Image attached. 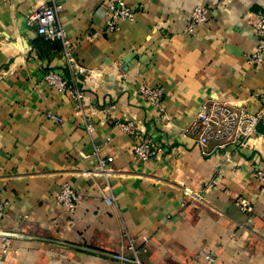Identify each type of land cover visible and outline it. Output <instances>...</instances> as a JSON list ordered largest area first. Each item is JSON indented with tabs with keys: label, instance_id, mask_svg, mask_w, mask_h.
<instances>
[{
	"label": "crops",
	"instance_id": "1",
	"mask_svg": "<svg viewBox=\"0 0 264 264\" xmlns=\"http://www.w3.org/2000/svg\"><path fill=\"white\" fill-rule=\"evenodd\" d=\"M48 1L0 0V264H135L114 255L203 264L208 252L216 264H264V185L250 174L264 165V113L245 146L212 144L204 154L197 137L184 134L207 100L263 109L264 65L246 56L264 0H124L136 17L115 29V0H61L60 21L86 73L30 21ZM197 4L210 20L188 33ZM51 70L83 98L49 85ZM143 83L163 88L165 114L140 97ZM129 121L137 135L118 126ZM144 137L165 149L134 157ZM106 157L114 159L104 171ZM65 184L81 196L74 213L56 200ZM3 233L11 237L7 253Z\"/></svg>",
	"mask_w": 264,
	"mask_h": 264
},
{
	"label": "built area",
	"instance_id": "2",
	"mask_svg": "<svg viewBox=\"0 0 264 264\" xmlns=\"http://www.w3.org/2000/svg\"><path fill=\"white\" fill-rule=\"evenodd\" d=\"M110 4L112 19L108 21L110 28L115 29L117 20H134L136 12L124 0H115ZM63 10L61 0H49L38 10L34 11L30 16V21L37 24L38 33L51 41H60L63 48L64 57L68 64L81 73H86V67L79 66L73 53V43L70 35L65 30L60 21V13ZM210 20L209 9L203 4H197L192 9L189 21L186 27L188 33H193L199 25L208 23ZM253 29L257 38L254 50L246 56L247 62L251 66L264 65V12L255 15ZM45 81L60 92H69L71 96L78 102L83 98V93L73 87L63 75L56 71H48L45 75ZM138 94L143 100L149 102L160 114H165V93L161 86L143 83L139 86ZM260 99L263 103V109L258 113H251L242 105H235L223 100H207L184 131L195 135L202 148L204 154L208 153V147L212 144L216 148H224L227 145L245 146L249 140L257 132L261 115L264 113V88L260 92ZM48 116L57 121H61V117L54 113ZM120 128L131 134L137 135L139 127L132 121L127 123H118ZM88 129L92 131L94 126L88 125ZM165 148L151 137L141 138L134 146V157L148 160L151 157L158 156ZM113 157L99 158L100 167L106 171L109 162L113 161ZM250 174L253 178L259 180L264 185V165L255 166ZM188 194H192L189 189L184 190ZM115 197H108L107 202L114 203ZM57 202L62 205L68 212L74 213L81 202L80 194L69 184L62 186L56 195ZM243 211L251 212L253 210L252 203L242 198L239 201ZM5 213V203L0 202V219ZM11 237L3 235V245L1 247L3 253L10 250ZM130 248L134 250L131 245ZM115 258L126 261L140 263L136 257L132 259L124 255H114ZM216 253L208 252L205 254L203 264H216Z\"/></svg>",
	"mask_w": 264,
	"mask_h": 264
},
{
	"label": "water",
	"instance_id": "3",
	"mask_svg": "<svg viewBox=\"0 0 264 264\" xmlns=\"http://www.w3.org/2000/svg\"><path fill=\"white\" fill-rule=\"evenodd\" d=\"M3 235H8V233H3Z\"/></svg>",
	"mask_w": 264,
	"mask_h": 264
}]
</instances>
